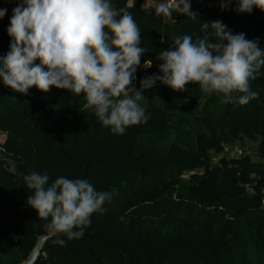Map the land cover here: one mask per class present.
Wrapping results in <instances>:
<instances>
[{
  "label": "trees",
  "instance_id": "trees-1",
  "mask_svg": "<svg viewBox=\"0 0 264 264\" xmlns=\"http://www.w3.org/2000/svg\"><path fill=\"white\" fill-rule=\"evenodd\" d=\"M157 1L110 0L140 29L146 49L140 64L152 61L137 69V90L144 77L160 75L158 54L174 37L215 41L204 22L220 20L264 50V11L258 8L240 13L238 0L226 9L221 0H190L198 13L193 19L157 15L155 6H145ZM20 2L0 0V9H7L0 56L10 50L7 28ZM250 88L257 98L240 105L204 94L198 83L175 91L157 81L139 101L147 122L118 135L91 110L81 111L83 93L32 87L25 95L0 79V264L23 263L43 236L35 264H264V66ZM248 142L256 145L252 152ZM237 148L241 154H233ZM9 159L16 161L15 173L8 171ZM31 172L47 174L49 185L60 177L85 179L114 196L104 203L106 211L91 215L82 238L50 237L45 225L51 218L40 219L27 204L32 193L23 177Z\"/></svg>",
  "mask_w": 264,
  "mask_h": 264
},
{
  "label": "clouds",
  "instance_id": "clouds-1",
  "mask_svg": "<svg viewBox=\"0 0 264 264\" xmlns=\"http://www.w3.org/2000/svg\"><path fill=\"white\" fill-rule=\"evenodd\" d=\"M232 0H221L226 9ZM264 11V0H238L237 11ZM190 0L169 5L162 0L157 15L171 17L173 12L190 16ZM7 9H0V19ZM211 27L214 42L207 36L193 42L191 35L174 37V44L162 50L158 59L160 75L144 77L140 89L133 86L141 56V32L133 16L114 8L110 0H21L13 9L7 33L10 50L0 56V79L14 92L27 94L36 87L47 93L51 88L65 89L86 101L81 111L91 110L104 127L118 135L126 128L146 123L148 117L139 101L144 90L157 81L175 91H184L198 83L206 95L222 96L223 103L245 105L257 98L250 88L264 66V50L258 40H248L244 33L232 34L220 20L204 22ZM39 61V63H36ZM145 67L152 61L145 60ZM234 93H241L238 97ZM8 171L16 172V161H7ZM32 193L27 204L35 209L52 236L80 239L91 224V215L103 212L113 192H98L85 179L60 177L49 185V176L31 172L23 177ZM77 229V230H74ZM64 246L63 239L53 241Z\"/></svg>",
  "mask_w": 264,
  "mask_h": 264
},
{
  "label": "water",
  "instance_id": "water-1",
  "mask_svg": "<svg viewBox=\"0 0 264 264\" xmlns=\"http://www.w3.org/2000/svg\"><path fill=\"white\" fill-rule=\"evenodd\" d=\"M149 67H145V64L144 65H139L137 67V69H147ZM47 239V236H43L39 239V242L37 243L36 247L33 249V251L31 252L30 256L27 258L26 261H24L23 263L21 264H35L40 256V252H41V249H42V246L44 244V242L46 241Z\"/></svg>",
  "mask_w": 264,
  "mask_h": 264
},
{
  "label": "rangeland",
  "instance_id": "rangeland-1",
  "mask_svg": "<svg viewBox=\"0 0 264 264\" xmlns=\"http://www.w3.org/2000/svg\"><path fill=\"white\" fill-rule=\"evenodd\" d=\"M162 2V0H159V1H157V2H147V4L145 5L146 7H157V5L159 4V3H161ZM167 2L169 3V4H175L176 2H177V0H167ZM172 2V3H171ZM4 141H5V136L4 135H0V144L1 143H4ZM253 146H256L255 145V143H250V142H248L247 144H246V147L245 148H247V149H249V152H252L251 150H253L254 148H253ZM239 147V146H238ZM239 148H241V147H239ZM242 152L237 148V152H234L233 154H241Z\"/></svg>",
  "mask_w": 264,
  "mask_h": 264
}]
</instances>
